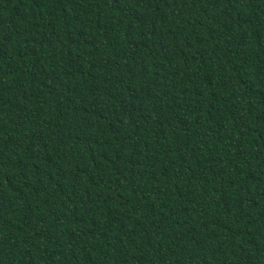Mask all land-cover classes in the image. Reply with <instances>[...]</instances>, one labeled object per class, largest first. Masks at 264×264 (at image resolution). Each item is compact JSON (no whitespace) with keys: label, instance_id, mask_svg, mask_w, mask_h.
<instances>
[{"label":"trees","instance_id":"obj_1","mask_svg":"<svg viewBox=\"0 0 264 264\" xmlns=\"http://www.w3.org/2000/svg\"><path fill=\"white\" fill-rule=\"evenodd\" d=\"M0 264H264V0H0Z\"/></svg>","mask_w":264,"mask_h":264}]
</instances>
